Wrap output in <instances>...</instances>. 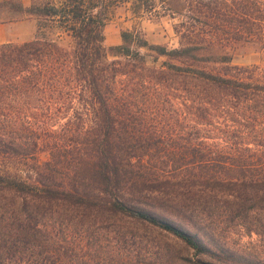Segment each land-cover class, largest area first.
Here are the masks:
<instances>
[{
  "label": "trees",
  "instance_id": "trees-1",
  "mask_svg": "<svg viewBox=\"0 0 264 264\" xmlns=\"http://www.w3.org/2000/svg\"><path fill=\"white\" fill-rule=\"evenodd\" d=\"M127 4L188 18L180 46L107 45ZM22 18L34 39L0 44V264H264L241 244L264 243V66L234 64L264 54V0H0Z\"/></svg>",
  "mask_w": 264,
  "mask_h": 264
},
{
  "label": "rangeland",
  "instance_id": "rangeland-1",
  "mask_svg": "<svg viewBox=\"0 0 264 264\" xmlns=\"http://www.w3.org/2000/svg\"><path fill=\"white\" fill-rule=\"evenodd\" d=\"M23 1L28 6L31 0ZM158 7L152 12H145L138 15L133 13L130 4L113 9L109 15L108 25L105 29L106 44L115 45L118 39L122 43L121 32L131 30L139 32L152 44L167 46L169 49L178 48L181 38L176 33L175 28L178 27L181 30V24L187 22L188 18L182 16L172 17L165 13V7L161 5ZM36 31L37 23L34 18H22L18 21L0 24V35L6 36V43L21 44L24 39L33 40ZM50 35L54 36V32L50 33ZM64 43L67 46H72L73 39L65 35ZM142 52H145V50H142ZM235 54V65H249L254 63L264 66V54H259L254 48L248 45L240 46ZM163 61H165L164 58L160 59L159 62ZM140 232H143V230H140ZM151 233H153L154 239L160 242L162 246L165 244L171 249H180L179 243L172 236L160 234L159 232ZM259 239L255 234L252 237L246 235L241 239V244L251 248L264 246V243L260 242ZM183 254L188 258L193 257L192 251H186Z\"/></svg>",
  "mask_w": 264,
  "mask_h": 264
},
{
  "label": "crops",
  "instance_id": "crops-1",
  "mask_svg": "<svg viewBox=\"0 0 264 264\" xmlns=\"http://www.w3.org/2000/svg\"><path fill=\"white\" fill-rule=\"evenodd\" d=\"M3 26V25H2ZM6 36L5 35H0V44L6 43ZM30 39H24L22 40V43L29 42ZM31 41V40H30ZM121 44L120 40L118 39L117 43L115 45Z\"/></svg>",
  "mask_w": 264,
  "mask_h": 264
}]
</instances>
